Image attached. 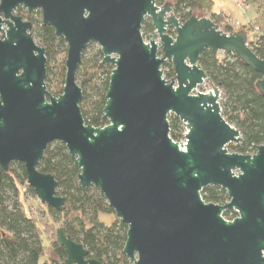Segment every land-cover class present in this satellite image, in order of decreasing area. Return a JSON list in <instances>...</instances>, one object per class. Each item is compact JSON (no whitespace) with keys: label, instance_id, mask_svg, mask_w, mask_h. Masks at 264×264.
Listing matches in <instances>:
<instances>
[{"label":"water","instance_id":"water-1","mask_svg":"<svg viewBox=\"0 0 264 264\" xmlns=\"http://www.w3.org/2000/svg\"><path fill=\"white\" fill-rule=\"evenodd\" d=\"M18 7L40 11L42 25L67 46L57 97L45 85V51L15 15ZM147 19L156 37L148 43ZM90 44L113 67L102 116L108 124L98 128L83 120L76 82ZM205 50L236 55L260 76L264 96V60L247 34L225 33L208 17L181 21L155 0H0V167L21 163L40 204L62 212L55 178L38 170L48 145L62 143L81 189L97 188L126 225L123 254L132 264H264V145L252 156L228 152L241 135L221 115L219 89L197 91L206 81ZM170 115L183 124L184 145L169 136ZM207 187L226 191L228 202L206 203ZM227 210L238 216L225 220ZM56 243L62 264H102L62 228Z\"/></svg>","mask_w":264,"mask_h":264},{"label":"trees","instance_id":"trees-1","mask_svg":"<svg viewBox=\"0 0 264 264\" xmlns=\"http://www.w3.org/2000/svg\"><path fill=\"white\" fill-rule=\"evenodd\" d=\"M157 6L170 5L173 14L186 21L197 12L209 13V18L220 27L222 16L214 13L213 0H155ZM245 5L256 7L258 16L255 23L261 34L253 40L247 34V43L259 59L264 60V0H236ZM17 16L31 24L30 34L44 49L46 58L45 85L53 96L62 93L65 76V58L67 46L62 38L55 36L54 30L43 26L41 13H27L23 9L16 11ZM223 32L233 29L224 25ZM143 36H151L153 27L147 19L141 29ZM168 33L173 35L171 30ZM93 46L90 44L88 48ZM86 50L82 54L77 69L76 82L82 90L79 104L83 120L92 127H105L103 108L107 91L111 65H102V55L98 50L90 59H86ZM199 65L206 74L205 83L219 89L221 115L231 126L239 130L241 142L229 145L227 149L241 155H251L258 146L264 145V96L258 91L256 82L260 76L244 65L236 55L205 50L200 56ZM163 73L166 81L173 77V68L165 63ZM169 136L178 142L183 138V124L173 115L168 117ZM38 170L50 174L57 182L56 193L66 199L64 209L58 212L45 206L46 212L32 215L23 200L26 192L33 197V190L26 184V173L21 163H11L7 171L0 167V264H62L66 258L64 249L56 243V232L62 228L67 237L80 243L88 251V258L102 264H132L123 254L127 227L119 219L109 223L100 220L107 218L113 211L95 187L82 190L77 176L79 169L74 166L65 146L54 142L48 145L44 157L38 164ZM206 203L223 205L227 201L225 191L207 187L201 191ZM38 207H41L39 205ZM46 214V216H45ZM224 218L231 220L236 214L226 211ZM46 217L58 228L51 229L53 236L48 240L40 224H47ZM45 242H47L45 244Z\"/></svg>","mask_w":264,"mask_h":264},{"label":"rangeland","instance_id":"rangeland-1","mask_svg":"<svg viewBox=\"0 0 264 264\" xmlns=\"http://www.w3.org/2000/svg\"><path fill=\"white\" fill-rule=\"evenodd\" d=\"M213 1H214L213 12L220 14L222 16V23L220 24L221 30L223 29L224 25H228L233 29V32L247 31L249 35L251 36V38H253V40L256 39L258 36H260L261 34L260 27L258 24L254 22L255 18L258 16L255 6L245 5V4H242L240 1H236V0H213ZM195 15L198 17H208V18L210 17L209 13L205 14L204 12H197L195 13ZM142 37L144 41L147 43L153 39L156 41V37H153V34H151V36L149 37L148 36L145 37L142 35ZM34 41L38 45L35 39ZM98 50H99V47L96 44H93V46H91L90 48H87L86 56H85L86 59H90ZM163 67L164 65L161 67V70L163 73H165L167 70H165ZM209 90H211V87L208 86L206 83L202 84L201 86L197 88V91L201 93H206ZM179 142L183 143L184 139L182 138L177 143ZM228 152L234 153L233 150L231 149H228ZM23 192H24V196L22 198L25 202L26 207L30 210L32 215L39 216L38 214L39 211L43 214L46 212L45 205L40 204L36 196L33 197L30 193L26 192L25 188L23 189ZM39 205H41V207H38ZM115 218L118 219L113 213L112 216L108 218L102 215L100 217V220L107 224ZM45 219L47 221V224L41 223L40 227L45 233L44 236L48 238L49 240L53 236V231L50 230V227L51 229L52 228L55 229V228H58V225L52 226L53 225V224L51 225L52 221L48 217H46ZM46 243L47 242H45V244Z\"/></svg>","mask_w":264,"mask_h":264},{"label":"flooded vegetation","instance_id":"flooded-vegetation-1","mask_svg":"<svg viewBox=\"0 0 264 264\" xmlns=\"http://www.w3.org/2000/svg\"><path fill=\"white\" fill-rule=\"evenodd\" d=\"M18 9H23V10H25L24 8H21V7H18L15 11H14V13H15V15H17L16 13V11L18 10ZM26 11V10H25ZM27 12V11H26ZM33 12H35V11H33ZM40 12V11H39ZM28 13V12H27ZM32 13V12H31ZM30 14V13H29ZM255 154V153H254ZM254 154H251V155H249V156H252V155H254ZM224 191V190H223ZM225 193H226V191H225ZM226 196H227V194H226ZM228 202V197H227V201L225 202V203H227ZM224 203V204H225ZM227 211H232V212H234L235 214H236V216L235 217H233L231 220H227V219H225L224 218V216H223V218L225 219V220H227V221H232V220H234L238 215H237V213L235 212V211H233V210H227ZM226 212V211H225ZM224 214V213H223Z\"/></svg>","mask_w":264,"mask_h":264},{"label":"built area","instance_id":"built-area-1","mask_svg":"<svg viewBox=\"0 0 264 264\" xmlns=\"http://www.w3.org/2000/svg\"><path fill=\"white\" fill-rule=\"evenodd\" d=\"M185 133V132H184ZM184 133H183V139H184ZM182 145H184L185 144V140H184V142L183 143H181Z\"/></svg>","mask_w":264,"mask_h":264}]
</instances>
